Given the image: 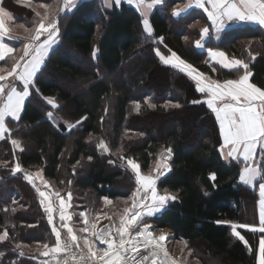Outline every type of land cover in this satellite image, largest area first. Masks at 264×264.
Listing matches in <instances>:
<instances>
[{
	"label": "trees",
	"instance_id": "trees-1",
	"mask_svg": "<svg viewBox=\"0 0 264 264\" xmlns=\"http://www.w3.org/2000/svg\"><path fill=\"white\" fill-rule=\"evenodd\" d=\"M177 2L168 0L152 13L153 38L144 35L139 14L125 4L106 13L98 0H86L61 19L60 43L35 80L36 92L20 119L8 122L10 134L0 142V236L7 233L0 240V264H38L48 258L29 250L55 244L37 193L42 184L34 187L25 180L24 172H41L42 181L63 193L72 191L74 203L77 192L79 209L90 216L99 211L105 198L126 199L137 186L131 171L127 174L109 163L112 156L134 160L145 173L169 148L170 171L157 181L156 188L160 195L167 190L177 198L151 216L156 228L169 229L173 241L186 242L187 251L202 264H209L205 258L219 264H258L264 234L249 227L258 226L257 190L264 179L253 187L242 184L243 166L225 161L220 154L219 124L204 96L188 75L156 56L155 50L161 46L157 40L163 38L170 50L214 80L236 79L242 72L211 65L205 51L194 49L206 19L193 12L174 20L167 12ZM41 3L62 6V0H29L27 4L4 0L15 24L25 27L34 26L36 12L43 15L44 10L36 7ZM208 45L230 58L248 61L250 83L264 90L262 29L238 28ZM79 58L86 60V67L78 64ZM111 77L116 81L109 80ZM69 83L82 85L81 91L72 94L63 86ZM49 99L57 105L56 109L50 107L54 118L48 117L50 109L43 103ZM149 103L155 106L149 107ZM175 104L180 107H173ZM69 123L77 125L72 128ZM126 132L135 136L126 137ZM11 139H18L23 151L14 150ZM98 139L105 142L110 157L99 153ZM17 163L22 171L13 175L11 169ZM260 168L264 176V154ZM211 174L215 179H210ZM126 178L134 188L117 184ZM233 224L243 240L232 235Z\"/></svg>",
	"mask_w": 264,
	"mask_h": 264
},
{
	"label": "snow or ice",
	"instance_id": "snow-or-ice-1",
	"mask_svg": "<svg viewBox=\"0 0 264 264\" xmlns=\"http://www.w3.org/2000/svg\"><path fill=\"white\" fill-rule=\"evenodd\" d=\"M24 2L27 4L29 0H24ZM128 2L135 3L141 14L145 16L142 21L144 32L151 36L152 29L146 18V13L162 4L163 0H128ZM109 3L110 0H105V4ZM116 3L119 4L120 0H116ZM73 4L74 0H63V5L57 8L44 3L39 4L38 7L44 12L43 15L40 12L35 13L38 18L33 22L35 27L19 25L25 33H28V36L23 44L22 55L18 58L13 55L16 49L5 42V37L8 39H15V37L10 36L5 28V18L10 19L9 13L0 8V61H5L6 58H10L12 61L10 68L0 67V82L8 81L9 77L13 78L12 83H0V139H3L4 134L9 132L5 118L11 117L12 120L20 118L24 102L30 95L29 86L33 83V77L40 71L49 49L57 43L58 13L70 9ZM192 7L203 9L210 21L209 27L201 29L200 38L195 41L196 48L204 47L203 41L209 35L210 28L216 33L221 32L225 21H248L264 27V0H189L183 7L174 8L172 16L178 18ZM41 37H44L42 41ZM155 54L164 64L171 65L188 75L196 82V91L207 95L205 103L215 114V119L219 124V132L223 140L221 147L228 149L225 158L230 157L235 160L241 157L245 163V167L240 173V180L245 184H251L258 177L264 179V176H261V168L253 163L257 147L264 148V90L250 83L249 78L252 72L249 70V64L243 59L234 57L230 59L223 51L209 49V58L224 69H243L237 79L219 82L210 80L203 73L197 72L192 65L186 63L175 52H172L170 58L162 55L158 49ZM93 56L95 57V51ZM16 81L22 84V89L18 90ZM47 103L53 108L56 107L51 99L47 100ZM193 103H198V101H193ZM154 106L149 103V107ZM173 107H180V105L175 104ZM136 108L139 109L138 104ZM52 116V112H48V117L52 118ZM10 143L14 150L23 151L18 139H11ZM98 148L103 149L105 153L109 151L103 140L99 142ZM167 153L168 156L163 157V165H161L160 159L157 160L156 171L159 175H163V170L168 168L167 159L171 155L170 148L167 149ZM222 155L225 154L222 152ZM127 165L134 174L137 187L130 197L131 207L123 209V214L120 215L119 226L112 223L97 230V223H91L88 218L89 213L82 211L79 214L84 227L78 231L89 233L100 244H106L107 247L104 249L97 248L87 236L81 238L75 234L76 230L68 223L72 220V216L67 213L70 204L64 198L59 197V193L56 192L55 196L59 198V221L61 222L60 228H58L54 224L53 212L55 208L50 194L37 188L38 196L41 198L40 204L48 216V224L52 226V235L55 237L54 246L43 245L46 251L41 253L42 256H51L55 264H145V262L176 264L175 260L159 258V254L165 258L169 257L166 249L168 237L163 230H160L158 237L154 236L151 224L148 223L146 217H151L162 211L168 201H174L177 197L168 193L167 190L164 195L158 194L156 178L151 175H142L139 165L134 160L128 159ZM11 171L13 175L20 172V164L17 163ZM24 178L35 187L32 175L26 173ZM210 179H215V174H211ZM45 187H48L46 182ZM259 187L261 197L260 227L251 230L264 232V183H261ZM70 200L71 193H68V201ZM104 203L111 204V201L105 198ZM125 203L127 204L128 201ZM105 219L111 221L112 217L106 215ZM98 221L99 217H97ZM241 227L246 226L241 225ZM61 228L66 230V239L61 236ZM236 228L237 225L233 224L232 235L243 240ZM6 237L7 233L0 236V240ZM81 239H83V248H81ZM181 242L186 245V242ZM17 247L21 246L17 245ZM73 248L79 252V257L76 252H73ZM84 249L87 250L86 255ZM141 249H144L147 254L141 255ZM260 252L259 264H264V240L260 241ZM20 255L23 256L24 253L21 252ZM43 264H51V262L45 261Z\"/></svg>",
	"mask_w": 264,
	"mask_h": 264
},
{
	"label": "crops",
	"instance_id": "crops-1",
	"mask_svg": "<svg viewBox=\"0 0 264 264\" xmlns=\"http://www.w3.org/2000/svg\"><path fill=\"white\" fill-rule=\"evenodd\" d=\"M83 1H86V0H74V4H73V6L70 8V9H66L64 12H61L60 13V15L59 16H57V20H58V37H57V43L56 44H54L50 49H49V52H48V55L44 58V63L41 65V69H40V71L39 72H37L36 73V75L33 77V83L29 86V93H30V95H29V97L25 100V102H24V106H25V104L27 103V101L29 100V98L31 97V95L34 93V92H36V87H35V80H36V78H37V76L40 74V72H41V70H42V68L44 67V65H45V63H46V61H47V59L49 58V56H50V54L52 53V50L60 43V37H61V32H60V27L61 26H59L60 25V23H61V19L66 15V14H68V13H70V12H73L76 8H77V6L81 3V2H83ZM99 1V4L102 6V8H103V10H104V12H110L114 7H116V8H119L122 4H125V5H128V6H130V7H132L138 14H139V16H140V18H141V29H142V32L144 33V35L145 36H147V37H149V38H153V36H154V31H153V28H152V25H151V23H150V18H151V15H152V13L153 12H155L156 10H159V9H162L163 7H165L166 6V2L168 1V0H163V3L162 4H160V5H157V6H155L150 12H147L146 13V18H147V20H148V22H149V25H150V27H151V29H152V35L151 36H148V34L147 33H145L144 32V28H143V23H142V21H143V19L145 18V16H143L142 14H141V11L137 8V6H136V4L135 3H129L128 2V0H120V3L119 4H117L116 3V0H110V3L109 4H105V0H98ZM189 2V0H178V2L177 3H175V4H173V6H172V11H173V9L174 8H177V6H179V7H183L184 5H186L187 3ZM62 5H63V0H62ZM0 8H3L6 12H8L9 13V17H10V19L8 18V17H6L5 18V28L8 30V33H9V35L10 36H12V37H15V39H8L7 37H5V42L6 43H8L9 44V46H11V47H13L14 49H16V51L13 53V55H15L17 58L20 56V55H22V48H23V44L26 42V38H27V36H28V33H25L24 32V30H23V28H21V27H19V25L20 24H15V18H14V14H13V12L11 11V10H9V9H7L5 6H4V0H0ZM172 11H171V13H169V12H167L168 13V15H170L171 14V16H172ZM193 12H199V13H201L204 17H205V19H206V24H207V26L206 27H209L210 26V21H208V18H207V14L204 12V10L203 9H201V8H195V7H192V8H189L185 13H182L181 14V16L180 17H173V19L174 20H179V19H182V18H185V17H187V16H189V15H191V13H193ZM245 26H251V27H259L260 29H262L263 31H264V27H261L260 25H258V24H255V23H252V22H248V21H235V20H233V21H225V24H224V27H223V29H222V31L221 32H219V33H216L214 30H212L211 28H210V30H209V35L205 38V40L203 41V43H204V47L203 48H196V46H195V43H194V49L195 50H197V51H205L206 52V59L209 61V63L211 64V65H217V66H219L220 68H222V69H224L220 64H218L216 61H214V60H212L211 58H209V56H208V51H209V49H211V50H214V51H221L220 49H217V48H214V47H212V46H209L208 44L211 42V43H217V42H219L220 40H221V38L223 37V35L225 34V33H228V32H230V31H232V30H235V29H238V28H242V27H245ZM33 27H35V25L33 26ZM33 27H29V28H33ZM210 37L212 38V40L211 41H208L209 39H210ZM199 38H200V36H199ZM44 39V37H41V41ZM157 42H159L160 44H161V46L159 47V48H157L160 52H161V54L162 55H164L165 57H168V58H170L171 57V54H172V52H174V51H172V50H170L166 45H164L163 44V41L161 42V39H158L157 40ZM156 49V50H157ZM156 50H155V52H156ZM176 53V52H175ZM177 54V53H176ZM178 55V54H177ZM179 56V55H178ZM227 56V55H226ZM158 57V56H157ZM180 57V56H179ZM228 57V56H227ZM159 58V57H158ZM181 58V57H180ZM230 58V57H229ZM160 59V58H159ZM231 59V58H230ZM248 64H249V62L248 61H246ZM23 63V62H22ZM187 63V62H186ZM11 64H12V61H11V59L10 58H6L5 59V61H0V67H5V68H10L11 67ZM169 66H171V65H169ZM172 67V66H171ZM196 69V68H195ZM197 70V69H196ZM224 70H226V71H229V72H231V71H233V72H243V69H239V70H235V69H233V70H228V69H224ZM197 72H199V73H202V72H200L199 70H197ZM214 72H215V70H214ZM6 74V73H5ZM242 74V73H241ZM207 78H209L210 80H214V79H212V78H210L208 75H206V74H204ZM237 79V78H236ZM12 81H13V78L12 77H9V79H8V81H5V82H0V83H12ZM194 81V80H193ZM214 81H217V80H214ZM249 81H250V78H249ZM195 82V81H194ZM220 82V81H219ZM223 82V81H222ZM16 83V86H17V88H18V90H20V89H22V84L19 82V81H16L15 82ZM195 84H196V82H195ZM200 93V92H199ZM203 96H204V99H205V101H206V99L208 98L207 97V95L205 94V93H201ZM207 105V104H206ZM24 106H23V108H24ZM23 108H22V110H21V113H20V116H21V114H22V111H23ZM215 115V114H214ZM20 119V118H19ZM18 119V120H19ZM5 120H6V126L8 127V122L9 121H13V122H17L18 120H12V118L11 117H6L5 118ZM69 124H71V126H73L74 125V127L77 125V124H73V123H69ZM73 128V127H72ZM8 129H9V127H8ZM10 134V129H9V132L8 133H5L4 134V138L3 139H5L6 138V136H8ZM3 139H0V142L3 140ZM221 141H222V144H223V140H222V138H221ZM222 146V145H221ZM98 151H99V153L101 154V155H105V156H108V157H110V155L108 154V153H105L104 151H103V149H100V148H98ZM227 151H228V149L227 148H223L222 149V147H220V154H221V156H222V158L225 160V161H227V162H238V163H240L242 166H243V168L245 167V163H244V161L242 160V158L241 157H238L237 159H235V160H233V159H231L230 157H227V158H225V156H226V153H227ZM222 152L225 154V155H222ZM263 154H264V148H262V147H260V146H258L257 147V151H256V155H255V158H254V161H253V163L256 165V166H259L260 167V162H261V158H262V156H263ZM112 158V157H111ZM110 158V159H111ZM119 159H121V157L119 158ZM123 161H125L126 162V165H127V160L126 159H122ZM169 160H170V157H169ZM128 166V165H127ZM127 170H129V171H131L130 170V168L129 169H127ZM22 171V170H21ZM169 171H170V165H169V169L168 170H164V174L163 175H155L154 174V172H156V170L155 171H152L151 173H150V171H147V172H145V173H141L142 175H146V176H148V175H151V176H153L154 178H156V183H157V181L160 179V178H162L163 176H165L167 173H169ZM132 172V171H131ZM30 174V175H32V177H33V179H34V183H35V185H38V184H42L41 186L42 187H40L39 186V189L40 190H43V191H45L46 193H49L50 194V196H51V198H52V200H53V202H54V208H55V210H54V212H53V217H55V215H57L59 212V198H57L56 196H55V193L56 192H58L59 193V197H61V198H64L65 199V201L66 202H68L69 204H70V207H68L67 208V213L69 214V215H71L70 214V209H71V207L72 206H74L75 205V203L74 202H72V200H70V201H68V193H71V192H69V191H65L66 193H63L61 190H58L57 188H55L54 186H51V184H50V182L48 183V182H46V181H42L43 179H42V174H41V172H37V171H29V172H24V175L25 174ZM133 174V173H132ZM134 175V174H133ZM259 177L257 178V180H255V181H253V183H251V184H245V183H243L242 181V184H244L245 186H248V187H253L255 184H256V182L257 181H259ZM45 182L47 183V185H48V187H45ZM261 183H264V180L261 182ZM260 183V184H261ZM260 184H259V186H260ZM258 186V201H257V221H258V226H256V227H251V228H256V229H259V227H260V201H261V197H260V187ZM157 192H158V190H157ZM71 195H72V193H71ZM41 199V198H40ZM74 199V198H73ZM166 206V205H165ZM165 208V207H164ZM163 208V209H164ZM160 212H162V211H160ZM160 212H157V214H159ZM73 214V213H72ZM97 217L98 216H96L95 217V219L93 220V222L92 223H97V230H100L101 228H103V226L104 225H108V224H112L113 222L112 221H109L108 219H105V217L104 216H100L99 217V221L97 222ZM58 219V218H57ZM72 221V220H71ZM71 221H69L68 223H69V226H71L72 227V225H71ZM57 223V224H56ZM54 224L58 227V228H60V224H61V222L59 221V220H56L55 218H54ZM149 224H154L153 222H149ZM155 225V224H154ZM153 226V225H152ZM154 227V226H153ZM155 228V227H154ZM61 230V236H63L64 237V234L66 235V230L65 229H60ZM165 230H169V229H165ZM171 231H169V233H170ZM258 233H261V234H264V232H260V231H257ZM75 234H76V232H75ZM77 235V234H76ZM78 236V235H77ZM67 237V236H66ZM83 238V237H82ZM88 239L90 240V241H92L95 245H96V247L97 248H99V249H102V248H106L107 247V245L106 244H100L99 243V241H96L95 240V238L94 237H92L90 234L88 235ZM169 241V240H168ZM81 245L83 246V239L81 240ZM167 245V244H166ZM38 251V252H40V253H42V252H44V251H46V249H44V247H41V248H36V249H32V251ZM261 256V252H260V249L257 251V263L259 264V260H258V258ZM43 257H45V256H43ZM46 258H48V259H52V261H54L53 260V258L51 257V256H48V257H46ZM48 261H50V260H48Z\"/></svg>",
	"mask_w": 264,
	"mask_h": 264
},
{
	"label": "rangeland",
	"instance_id": "rangeland-1",
	"mask_svg": "<svg viewBox=\"0 0 264 264\" xmlns=\"http://www.w3.org/2000/svg\"><path fill=\"white\" fill-rule=\"evenodd\" d=\"M36 7H38V5H36ZM39 10H43V9H40L38 7ZM198 24H201V22L199 21ZM77 62L78 64H80L82 67H86L87 66V62L84 58L82 59H77ZM92 62V60H91ZM114 80L116 81V78L115 77H111L109 80ZM115 84V82H113ZM65 89L69 90V92H71L72 94H77L81 91V88H82V85H78V84H75V85H72V84H65L63 85ZM43 103L46 104L45 108L47 110L50 109V112H52L53 116L52 118H54L55 116V111L52 110L50 107H52L50 104L47 103V100L46 101H43ZM57 107V105H56ZM56 107L54 109H56ZM63 115V114H62ZM65 116L63 115V118ZM135 134H131V133H127L126 132V137H134ZM101 140H96L97 144H99ZM109 155H110V152L108 151L107 152ZM165 156H168V153L167 151H164L162 152L160 155H158V157L155 159L151 169L149 170L150 173L152 171H155L156 170V166H157V160L160 159L161 161V165H163L164 163V159L163 157ZM113 160L111 159L110 161H112V163H110L111 165L115 164L116 166H118L120 169H123V170H126L127 171V174H130L129 170V167L126 165V162L123 161L122 159H116V156H112ZM167 165H168V168L166 170L169 169V158L167 159ZM163 170V169H162ZM164 171V170H163ZM155 175H158L157 171L154 172ZM126 180H118L117 181V184L118 185H125L126 188H134V185L132 184V182L130 181V178H126ZM132 184V185H131ZM136 186V185H135ZM137 187V186H136ZM135 187V189H136ZM72 195H71V200L72 202H74V199H73V192L71 191ZM132 195V194H131ZM79 194L76 192L75 193V205L71 207L70 209V214L72 216V221H71V225L72 227L74 228V230H76V234L79 236V237H85L89 235V233H83V232H80L78 231L79 229L83 228L84 227V224H83V221H82V218L80 217V212H82V210L79 209ZM131 197V196H130ZM130 197L126 198V199H118V200H115V201H111V204H105L104 201L101 202L99 205H98V209L99 211H94L93 213H90V216L88 217L90 222L92 223L93 220L95 219L96 216L98 217H102V216H111L112 219L111 221L119 226V223H120V215L123 214V209H125L126 207H131V200H130ZM125 201H128V203L126 204ZM81 202V200H80ZM59 212V211H58ZM73 213V214H72ZM156 214V213H155ZM56 220H59V213L57 215H55L54 217ZM58 218V219H57ZM146 220L149 222H152V219L151 217H146ZM57 224V223H56ZM154 225V224H152ZM151 225V230L153 232H158L160 230H165V229H157V228H154L153 226ZM252 228L249 227V230H251ZM170 230H168V233H167V237H168V240L171 238V233H169ZM154 236H158V235H155L153 233ZM62 238L66 239V235L64 234V237L62 236ZM82 240V239H81ZM168 240L166 242V244L168 243ZM81 248H83V246L81 245ZM166 249L169 253V259L170 260H175L176 261V264H202L200 262V260L196 259V257H192V254L187 251V246L184 244V243H181V242H176V241H170L169 245L167 246L166 245ZM30 252H34V253H38L37 251H31L29 250ZM147 254V252H146ZM198 256V255H197ZM199 258L202 257V256H198ZM197 257V258H198ZM159 258L160 259H164V257L161 255H159ZM204 258V257H203ZM206 260L209 261V264H219L218 262H215V261H212V260H209L207 258H205ZM45 261H48L47 260H38V264H43V262ZM53 263L55 264V262L53 261ZM147 264H150V262H148Z\"/></svg>",
	"mask_w": 264,
	"mask_h": 264
},
{
	"label": "built area",
	"instance_id": "built-area-1",
	"mask_svg": "<svg viewBox=\"0 0 264 264\" xmlns=\"http://www.w3.org/2000/svg\"><path fill=\"white\" fill-rule=\"evenodd\" d=\"M102 249H104V248H102ZM73 252H76L77 257H79V252H77V250L75 248H73ZM140 252H141V255H146L145 254L146 251L144 249H141ZM84 253L86 255V253H87V250L86 249H84Z\"/></svg>",
	"mask_w": 264,
	"mask_h": 264
},
{
	"label": "water",
	"instance_id": "water-1",
	"mask_svg": "<svg viewBox=\"0 0 264 264\" xmlns=\"http://www.w3.org/2000/svg\"><path fill=\"white\" fill-rule=\"evenodd\" d=\"M155 228H156V226L155 225H153ZM171 233V232H170ZM174 240V235L171 233V238L169 239V241H168V243H167V246L169 245V243H170V241H173ZM159 255H161V254H159ZM163 256V255H162ZM165 258V257H164ZM151 259V258H150ZM166 260H169L170 261V259L169 258H165ZM147 262H145V264H146Z\"/></svg>",
	"mask_w": 264,
	"mask_h": 264
},
{
	"label": "bare ground",
	"instance_id": "bare-ground-1",
	"mask_svg": "<svg viewBox=\"0 0 264 264\" xmlns=\"http://www.w3.org/2000/svg\"><path fill=\"white\" fill-rule=\"evenodd\" d=\"M163 232H164L165 234H167V233H168V230H163ZM153 233H154L155 235H158V236L160 235V231H158V232H153ZM158 236H157V237H158Z\"/></svg>",
	"mask_w": 264,
	"mask_h": 264
}]
</instances>
